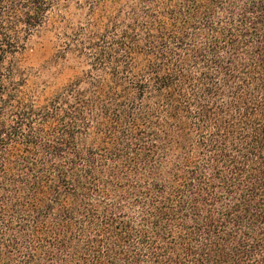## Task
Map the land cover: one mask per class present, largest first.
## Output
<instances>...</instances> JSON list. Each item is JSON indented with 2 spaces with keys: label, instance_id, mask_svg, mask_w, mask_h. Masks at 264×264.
<instances>
[{
  "label": "trees",
  "instance_id": "1",
  "mask_svg": "<svg viewBox=\"0 0 264 264\" xmlns=\"http://www.w3.org/2000/svg\"><path fill=\"white\" fill-rule=\"evenodd\" d=\"M0 264H264V0H0Z\"/></svg>",
  "mask_w": 264,
  "mask_h": 264
}]
</instances>
